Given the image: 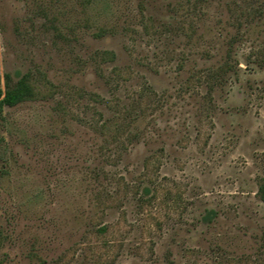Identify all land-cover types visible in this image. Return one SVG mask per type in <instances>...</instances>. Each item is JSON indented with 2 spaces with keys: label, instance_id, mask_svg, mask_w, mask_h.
I'll list each match as a JSON object with an SVG mask.
<instances>
[{
  "label": "rangeland",
  "instance_id": "1",
  "mask_svg": "<svg viewBox=\"0 0 264 264\" xmlns=\"http://www.w3.org/2000/svg\"><path fill=\"white\" fill-rule=\"evenodd\" d=\"M260 7L0 0V84L27 74L34 91L0 113V264H193L223 235L240 243L227 264H264V69L240 56L212 100L190 79ZM205 208L220 213L209 232Z\"/></svg>",
  "mask_w": 264,
  "mask_h": 264
},
{
  "label": "trees",
  "instance_id": "2",
  "mask_svg": "<svg viewBox=\"0 0 264 264\" xmlns=\"http://www.w3.org/2000/svg\"><path fill=\"white\" fill-rule=\"evenodd\" d=\"M264 11L263 7L254 8L252 11L242 12L236 18L237 26L233 30H224L216 33L214 43L220 40L219 45L213 52L209 49H202V58L207 64L204 69H199L193 73L190 79L194 78L198 84H205L207 90L203 98L212 100V93L220 91L224 93L225 88L232 82L240 80L241 74L246 70L248 73L257 69H264V35L263 39L259 38L261 34V24L264 22L260 13ZM255 18H258L256 20ZM261 19V20H260ZM255 33V34H254ZM188 40H192L193 36L188 34ZM203 38V36H201ZM196 38L200 43L199 39ZM211 42V41H210ZM209 42V43H210ZM247 44V45H246ZM113 54V53H111ZM244 62L245 68L242 70L240 66V58ZM33 87L27 74H18L17 79L9 74L4 75V87L0 84V113L4 107H13L19 103L24 102L33 97ZM201 95L200 92L197 95ZM151 185L144 183L141 186V198L149 197L152 194ZM256 198L264 204V176L258 180L257 190L255 192ZM219 211L214 208H205L197 219V224L203 227L204 232L211 231L219 222ZM106 227H99V233L105 232ZM222 242H215L216 250L219 253L213 256H208L207 259H199L193 264H227V261L234 260V255L239 241H236L235 236L223 235L220 237ZM198 252V257L201 256V251ZM200 254V255H199Z\"/></svg>",
  "mask_w": 264,
  "mask_h": 264
}]
</instances>
